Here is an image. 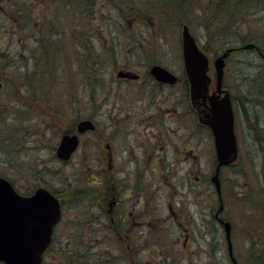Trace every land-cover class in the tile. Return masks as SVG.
I'll return each mask as SVG.
<instances>
[{"label":"flooded vegetation","instance_id":"obj_1","mask_svg":"<svg viewBox=\"0 0 264 264\" xmlns=\"http://www.w3.org/2000/svg\"><path fill=\"white\" fill-rule=\"evenodd\" d=\"M156 1L155 7L152 6L157 12L154 15L145 12L141 16L142 24L139 27L147 29L149 39L160 38L167 43L168 37L179 38L178 50L183 61L181 71H175L164 60H157L155 57L149 59L150 56H155L159 48L163 53L172 52L170 45L163 43L158 46L146 40L147 45L141 42L129 46L125 62L117 70V77L109 80L113 84L116 81L128 87L140 86L141 93L128 97L124 95L120 100L117 94L91 95L88 105L92 111L89 116L82 118L94 120L96 128L78 134L80 143L69 159L60 157L57 147L65 133L77 132L79 117L74 127L65 128L66 124L62 127L60 140L54 151L44 154V150L50 148L52 127L59 126L57 121L53 122V116H63L66 113L63 109L53 111L50 89L46 87L52 85L48 78L59 77L62 68L54 69L56 74H51L53 69L50 74L47 69H43L44 74H39L40 82L32 77H0V177L8 180L13 193L19 196V199L12 201L16 209L19 234L21 221L24 223L29 217L20 213V197H31L39 187H45L60 202L59 218L53 225L52 238L42 264H47L50 255H55L54 260L60 261L61 256L72 246H77V264H148L149 244L162 240V225L171 218H175L174 223L179 230V238L174 241L181 245L182 253L178 255L186 257L187 254L189 264H197V249L204 250L207 254V264H264V188L258 194L246 190L238 192L242 199L240 205L238 198L233 202L228 200L229 194L226 193L223 176L220 195L212 182V175L207 178L206 174L197 173L198 125L208 130L215 151L211 129L198 121L183 60L184 30L187 28L198 40L197 17L192 14L190 0ZM7 2L10 0H0V8ZM150 2L153 1L148 0L146 3L149 10ZM12 3L19 27L31 28L35 48L29 58L32 60L29 68L34 67L33 72L36 73L39 66H50L49 58L55 51L64 54L74 51L78 63L80 62L79 72H83L81 64L84 59L79 55L84 56L85 43L89 47V43H92L91 40L86 41L84 36L85 4L89 6L86 12L91 14L95 11L94 0H12ZM201 20L205 36L227 35V26L222 20L211 17ZM218 21L221 22L220 28ZM69 43L73 45H68ZM254 43L256 46L248 50L264 59V46ZM246 44L248 43L244 45ZM92 48L93 53L98 54L96 47ZM103 49L116 51L115 47ZM239 49L247 50L243 45ZM134 59L136 61L132 62ZM136 62L145 64V73L137 71L139 67ZM156 64L166 67L177 79L174 82L157 79L152 73V67ZM26 68L30 72L27 66ZM245 68L254 69V73L249 77L245 76ZM7 71L5 65H0V75L6 76ZM119 71L127 75L118 76ZM212 72L209 90L213 94L218 90L213 69ZM35 81L43 89L42 94L39 90L36 92ZM93 82L101 85L106 79L95 78ZM160 88H167L170 93H162ZM221 88L222 96L230 94L238 142V158L231 166L249 163L255 175L264 180V61H240L233 84L227 82L224 71ZM79 92L81 93L72 98L76 102V108H81L85 103L83 88L80 87ZM109 96L114 97L110 100ZM100 116H109L111 120L107 125H100ZM5 117L13 119L12 138H7L3 132ZM121 117H135L136 125L123 129L119 126ZM22 121L27 126H23ZM64 122L66 123V119ZM167 123L169 124L166 125ZM10 140L13 147L6 151L5 141ZM85 140H88V144L93 143V146L86 148ZM36 150L41 151L36 154ZM77 156H80L82 165L96 166L95 170L99 175L93 181L95 188L86 190L81 187L77 191L63 187L57 189L50 181L52 168L49 163L52 166V161L57 160L65 167L78 162ZM21 160L28 163L26 171L21 169ZM215 162L218 163L216 151ZM181 163H185L183 172H180ZM60 164L54 163L53 169L61 170ZM166 188L168 193L163 194V198L166 196L168 201H159ZM250 200L258 203L260 211L257 214L254 205L256 225L251 230L249 227L248 233L242 232L245 237L243 242L248 249L246 261H243L238 255L241 254V249L238 253L235 245L237 226L233 220L238 219L242 223L246 214H252L251 210L241 211L242 204ZM166 208L167 217L164 215ZM17 210L20 213L18 216ZM3 218L9 220L10 216L5 214ZM32 220L33 217H30V224ZM225 221L232 223L231 249ZM245 253L246 251L243 252ZM0 264L5 263L0 260Z\"/></svg>","mask_w":264,"mask_h":264},{"label":"rangeland","instance_id":"obj_2","mask_svg":"<svg viewBox=\"0 0 264 264\" xmlns=\"http://www.w3.org/2000/svg\"><path fill=\"white\" fill-rule=\"evenodd\" d=\"M94 1L95 11L91 12V14L86 12L89 10V6L85 4L84 36H86V41L91 40L92 43H89L90 47L87 45V43H85L84 56H82V54L79 55L84 59L83 63L81 64V67H83V72L81 73L79 72L80 62L78 63L77 54L74 51H72V53L65 52V54L56 51L53 52L52 56L49 58L50 66H39V68H37V72H33L34 67L32 69L29 68L31 67L30 63L32 61H30L29 58L31 55H33V49L35 48V43L31 36V28L28 29L25 26L19 27V24L16 22L12 0H10V3H4L3 7L0 8V65H5L6 69H8L7 75H0V77H9L11 79L32 77L34 80L38 81V79L41 78L39 74H44L43 69H47L49 74L51 73V69H53L51 74H56L54 69L58 67L62 68V75L59 77H49L48 80L52 83V85L46 87L50 89V94L52 95L54 105L62 108L66 111V113H64L63 116H53V122L57 121L60 127L57 125H55L57 127H52L50 132V138L52 137L50 148L44 150V154H49L50 151H54L55 145L60 140V132L62 127L65 125L64 119H66V125L67 123L71 125L73 122H75L77 117L82 118L89 116L92 109L91 106L88 105V100L91 99V95L95 94L97 90L98 93L103 95L109 93L110 95L117 94L119 96V100L124 95L128 97L136 95V93H141L140 86L134 87V85H131L128 87L127 85H122V83H118L116 81L113 84L109 80L112 77H117V70L119 69V66L124 64L126 60L125 57L127 56L126 52L128 51L127 48L129 46L136 45L141 42V44L147 45L145 43L146 40L152 41L158 46H161L164 43L160 38L149 39L147 29L139 27L142 24V21H140L142 18L141 16L145 12H148L151 15H154L157 12V10L154 9L155 5L157 4L156 0H152L153 2H150V10L146 6L148 0ZM216 1L217 2L214 3L212 0H190L192 14L197 17L196 25L198 26V41L201 46L209 45L210 48V51L207 52L208 56L210 57V74L213 73L212 69L215 51L216 53H220L231 46L240 48L245 43L253 41L261 46H264V0H240L241 2L236 4V6H233L232 4L235 0ZM152 5H154V7ZM91 6L92 5L90 4V7ZM97 7L98 9H96ZM143 7L145 10H143ZM207 17L222 20L223 24L227 26V35L220 36L219 34H212L205 36L204 28L201 27V24L203 25L201 19H207ZM220 24L221 22L218 21V28L221 27ZM172 34L176 35V33ZM209 37H211L212 41L208 40ZM131 39L132 42L130 43ZM164 44L170 45L172 47V52L163 53V50L159 48L160 50H157L155 56H150L149 59H153L155 57L157 60H164L165 63L171 65L175 71H181L183 61L178 50L179 38L176 36L168 37L167 43L165 42ZM68 45L73 44L69 43ZM93 46L96 47L98 54L93 53ZM105 47H115L116 51L103 49ZM117 47L119 49L118 51ZM37 52L38 51L35 52V55ZM43 56L48 57L50 55ZM50 61H52V63H50ZM95 61L101 68L98 69V74L96 71L95 75H91L89 74V70L93 69L92 62ZM135 61L136 60L134 59L132 62ZM240 61H264V59L248 49L234 50L230 54L225 67L227 82L230 84L235 82L237 77L238 63ZM56 64L58 65L55 66ZM24 65L29 68L30 72ZM67 65L73 66L75 71L67 74ZM143 65L145 64L137 63V66L139 67L137 70L138 72L145 73L146 69L143 68ZM71 73H73L72 76ZM253 73L254 69L252 68L244 69L245 76L249 77V75H252ZM95 78H100L103 80L106 79V82H103L101 85H95L93 82ZM70 79L74 80L71 82ZM79 80L80 83L78 84ZM0 81L2 80L0 79ZM58 81L61 83V85L58 84ZM83 82L84 85L81 86ZM10 87L13 88L12 86ZM80 87L83 88L85 103L83 106H81V108H76L75 106L71 105L70 100L76 97L78 93H81L79 92ZM166 89L167 88L162 90L160 88V92L169 94V90ZM40 90L43 91V89ZM109 97L111 100L114 96ZM167 98L172 99V97ZM11 99L12 96L9 98V102ZM62 119L64 123L62 122ZM110 120L111 119L109 116H100L99 124L103 126L107 125ZM119 120V126H121L123 129H126L128 126L136 125L135 117H121ZM12 122L13 119L11 117L4 118L3 132L7 138H12ZM22 123L23 126H27V123L24 124V121H22ZM168 124L169 123L166 125ZM119 137L120 139L122 138L121 136ZM197 137V173L200 175L204 173L206 174V177L209 178L216 167L214 145L209 139L208 130L205 128L197 126ZM85 145L86 148H91L93 143L88 144V140H85ZM12 147L13 145L11 140L10 142L5 141L6 151H9ZM40 151L41 150H36L35 153L38 154ZM79 159L80 156H77L78 162L72 163L65 167H62V165L57 160L52 161L53 164H60L62 169L59 171H55L52 167L53 164L51 166L50 162L49 167L52 168L50 181L52 182V185L56 186L57 189H62L63 187L64 189L71 191H77L81 189V187L86 190L95 188L93 181H95L97 179L96 177L99 175V172L95 170L96 166L94 164L82 165ZM21 164L22 171H26L28 163L21 160ZM184 165L185 163L180 164L182 167L180 172H183V167H185ZM63 170H65V173H63ZM221 176L224 177L225 190L226 193L229 194L228 200L233 202L238 198L240 205L242 199L239 197L238 192L240 193V191L246 190L258 194V191L264 188V180L259 179V176L255 175V173L252 171V165L249 163L243 166L238 164L225 167L224 170L221 171ZM86 186L87 188H85ZM167 193L168 192L166 188L164 192H162V197L159 198V201L164 199V201L167 202L168 198L166 196L163 198V194ZM250 202L247 201L242 204L241 211L251 210L252 214H246V217L242 220V223H240L238 219L234 220L237 226L235 245L238 247V253L239 249H241V254L239 253L238 255H240L241 259H244L243 261H246L245 255L248 253V249L243 242L245 237L243 236L242 232L248 233L256 225V213L258 214L260 211V206H258L257 202L254 200H250ZM254 205H256V213H254ZM235 208H237V203ZM164 215L165 217L168 216L167 208L164 211ZM246 218L249 220H246ZM174 220L175 218H171L162 225V240L156 243L157 247H159V250L154 252L150 249L148 264H189L187 254L186 257L185 255H178L182 253V251L180 249V243L174 242L177 240V238H179V230L176 223H174ZM249 227H251L250 230H248ZM244 251H246L245 254H243ZM165 256L170 257L167 259ZM64 258L62 257L60 258V261H55L54 259H56V256L50 255L47 264H64ZM208 260V256L205 254L204 250L201 251L197 249V253L195 254L196 263L207 264ZM226 264H229V262H226Z\"/></svg>","mask_w":264,"mask_h":264},{"label":"water","instance_id":"obj_3","mask_svg":"<svg viewBox=\"0 0 264 264\" xmlns=\"http://www.w3.org/2000/svg\"><path fill=\"white\" fill-rule=\"evenodd\" d=\"M255 43L244 45L252 48ZM232 48H227L214 60L217 77V90L209 93L212 77L209 75L210 59L199 47L195 37L186 28L183 35V58L185 69L190 80L191 100L196 107L201 123L208 125L214 135L215 149L218 163L215 168L213 181L219 193H221L220 171L225 165L232 163L238 156V143L234 128V111L230 94L222 96V80L226 58L231 54ZM153 75L163 81L174 82L177 76L166 67L156 64L152 67ZM127 75L123 71L118 76ZM209 101V103H208ZM96 124L90 118L81 119L77 124L76 133H65L58 145L57 151L60 157L69 159L78 147L79 133L95 129ZM6 179L0 177V260L5 264H41L42 254L47 248L52 234L53 224L59 217L58 199L46 188L40 187L31 197H20L21 215L29 216L24 223L21 221V234L19 224L16 221V209L13 200L19 196ZM11 201V202H9ZM17 210V216L20 214ZM5 214L9 220L3 218ZM30 217L33 220L30 224ZM229 235L230 249L231 225L226 223ZM31 242V243H30Z\"/></svg>","mask_w":264,"mask_h":264},{"label":"trees","instance_id":"obj_4","mask_svg":"<svg viewBox=\"0 0 264 264\" xmlns=\"http://www.w3.org/2000/svg\"><path fill=\"white\" fill-rule=\"evenodd\" d=\"M212 2H214V3H216L217 1L216 0H212ZM241 1L240 0H235L232 4H233V6H236V4H238V3H240ZM10 3V2H9ZM209 41H212V39H211V37H209V39H208ZM229 47V46H228ZM231 47H233V46H231ZM203 48H204V50H206V51H210L209 49V45H204L203 46ZM237 50V49H236ZM215 53H216V51H215ZM96 61L95 62H92V68L93 69H90L89 70V74H91V75H95V72L96 71H98V69H100L101 67L99 66V64L98 63H96ZM95 64V65H94ZM97 64H98V67H97ZM79 118H76L75 119V122L78 120ZM81 119V118H80ZM75 122H73V124H68L67 123V125H66V127L65 128H67V127H74V125H75ZM64 123V122H63ZM66 124V123H65ZM199 126V125H198ZM201 128H203L202 126H200ZM64 128V129H65ZM149 249H151V250H153L154 252H157L158 250H159V247H157V245L155 244V243H153V244H151V242H150V244H149ZM150 251V250H149ZM64 259H63V263L64 264H66L67 262L68 263H72V264H77V246H72L71 248H69V250L67 251V253H65V255H63L62 256ZM61 257V258H62ZM170 256H165V258H169Z\"/></svg>","mask_w":264,"mask_h":264},{"label":"bare ground","instance_id":"obj_5","mask_svg":"<svg viewBox=\"0 0 264 264\" xmlns=\"http://www.w3.org/2000/svg\"><path fill=\"white\" fill-rule=\"evenodd\" d=\"M248 43H250V42H248ZM223 53V51L222 52H220V53H215L214 55V58H213V61L220 55V54H222ZM230 56V55H229ZM229 56L226 58V63H227V60H228V58H229ZM75 71V69L73 68V66H71V65H67V67H66V72H67V74H69L70 72H74ZM62 75V73L59 75V76H61ZM73 75V73H71V76ZM99 77V76H98ZM215 78H216V82H217V77L215 76ZM73 79H70V81H72ZM36 83V82H35ZM37 85L35 86L36 87V92L39 90V92H40V94H42L43 93V91L41 92L40 91V88H39V85H38V83H36ZM58 84H60L61 85V83L58 81ZM62 87V86H61ZM60 87V88H61ZM98 93V90H97V92L95 93V94H97ZM94 95V94H93ZM52 96V95H51ZM53 100V99H52ZM70 102H71V105L72 106H75L76 107V102H73L72 101V99L70 100ZM55 109H62V108H60V107H58L57 105H54V102H53V111L55 112L56 110ZM214 174H215V171H213L212 172V176H211V179L213 178V176H214ZM210 178V177H209ZM219 179H220V183H221V180H222V176L220 175L219 176ZM212 182H214L213 181V179H212ZM216 186V185H215ZM217 188V187H216ZM234 221V220H233ZM227 222H229L230 223V225H232V223L230 222V221H225L224 222V225H225V227H226V223Z\"/></svg>","mask_w":264,"mask_h":264}]
</instances>
